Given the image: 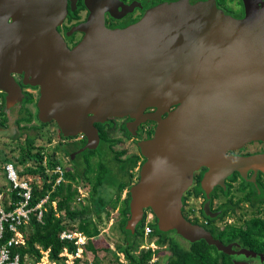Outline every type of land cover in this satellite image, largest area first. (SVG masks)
I'll use <instances>...</instances> for the list:
<instances>
[{
	"label": "water",
	"instance_id": "obj_1",
	"mask_svg": "<svg viewBox=\"0 0 264 264\" xmlns=\"http://www.w3.org/2000/svg\"><path fill=\"white\" fill-rule=\"evenodd\" d=\"M83 2L88 15L71 29L83 36L69 48L57 29L67 0H0L5 105L23 100L14 78L23 74V84L39 87L38 120L54 121L63 136L84 135L89 149L99 144L95 123L155 121L153 135L138 143L145 160L129 188L125 228L133 232L150 209L162 232L255 256L186 219L182 197L202 166L207 195L236 169L264 172V155L227 154L264 141V3L247 4L245 17L236 19L213 0L162 2L127 27L109 28L104 15H115L118 0Z\"/></svg>",
	"mask_w": 264,
	"mask_h": 264
},
{
	"label": "trees",
	"instance_id": "obj_2",
	"mask_svg": "<svg viewBox=\"0 0 264 264\" xmlns=\"http://www.w3.org/2000/svg\"><path fill=\"white\" fill-rule=\"evenodd\" d=\"M73 14L75 12L69 13L70 16ZM24 101L32 102L33 98H26ZM4 106L5 99L3 98L0 112H3ZM26 114V117L19 119L29 122L31 115ZM0 122L2 121L0 120ZM96 125L100 130V146L96 150H87V154L94 158L92 168L83 170L78 175L69 170L63 171L64 177L54 189L52 186L58 177V173L52 171L60 163L51 155L48 156L47 163H44L40 148L34 146L37 136L26 135L25 144L20 146L21 154L14 165L22 167L21 171L18 170L20 178L31 180L33 186L31 204H36L46 194H49V201L41 220H38L33 214L29 224L22 227L25 241V244L19 247L22 256L39 257L41 250L49 249L50 257L54 260L59 259L58 254L64 247H68L70 251L75 248L72 243L60 240L59 233L62 230H76L89 238L88 243L84 245V253L88 257L91 256L93 264L98 263V248L91 243V238L100 232L98 225L102 221L101 214L105 212L108 215L107 207L111 206L114 209L120 200L124 187L129 186L132 177L129 170L135 167L138 156L132 154L123 157L124 151L116 149L115 140L105 135L104 127L106 124ZM96 156L98 159L95 160ZM106 158H108L107 162L104 161ZM3 161L8 160L4 158ZM29 162L31 165L28 166ZM78 178L87 180L91 185L88 198L81 199L82 201L89 199L90 202L88 204L79 202L78 206L73 207L72 203L78 197L79 185H74L78 183ZM198 190L197 187L195 192L197 193ZM253 194H257L256 189L253 190ZM129 197L128 193L127 198L120 205L118 215L120 228L125 234L124 242L117 244V252L103 248L104 251L109 250L112 253L114 263L123 264L118 260V253H123L127 264H236V256L217 250L215 246L208 244L204 239L189 242L180 236L184 241L182 244L175 238L176 235L171 233H176L174 230L162 232L157 228L156 221L148 224L152 228L151 236L156 239L157 249L138 250L144 239L146 216L144 215L133 232L125 228L129 217ZM53 201L56 202L55 207L52 206ZM93 216L97 219H94ZM208 230L224 243L228 244L235 240L244 247L264 253V223L258 219L252 220L251 224L247 226L226 225L221 230L217 227H210ZM162 249H167V254L160 256ZM135 251H137L136 254ZM156 254L160 261H164L150 263Z\"/></svg>",
	"mask_w": 264,
	"mask_h": 264
},
{
	"label": "flooded vegetation",
	"instance_id": "obj_3",
	"mask_svg": "<svg viewBox=\"0 0 264 264\" xmlns=\"http://www.w3.org/2000/svg\"><path fill=\"white\" fill-rule=\"evenodd\" d=\"M177 0H118L119 7L117 10L114 11L115 15H112L110 12H105L104 19L105 25L109 28H124L127 27L134 22L138 21L144 13L149 10L151 7L162 3V2H174ZM190 3H196L200 1H209V0H188ZM216 6L221 9L224 13L236 18L242 19L245 17L247 13V4L248 8L252 3H264V0H213ZM72 0H67L68 3V13L61 23L58 26V31L62 35L63 39L65 40L67 46L72 48L76 45L82 38L83 33L80 31H73L71 29L75 27L78 23L85 20L88 15V9L85 7L83 0H75V7H71ZM70 12H75L72 16L69 15ZM14 78L16 82L19 84L22 92L24 93V98L21 102H23L26 98H33L36 99L39 97V87L32 86L29 84H23V74H15ZM7 92L3 89H0V102L2 104V99L6 98ZM36 105V102H35ZM37 108V107H36ZM173 108V107H172ZM171 108V109H172ZM154 108H149L146 112H153ZM167 113L161 115V117H165ZM118 121V123H117ZM41 122V121H40ZM106 124L105 135L107 137L113 138L115 140L116 149L120 151H124L123 157L127 155H136L138 159L136 161V165L133 169L129 170L132 174L131 182L129 186H125L123 190H126L125 198L121 197L118 202L119 207L127 198V194L129 193V188L132 184H134L138 180L139 169L144 162L145 158L141 154L140 148L138 146L139 141L145 140L150 138L156 127V122L151 120L140 121L136 123L134 118H130L129 116L124 117H112L107 119L105 122H98L95 123L96 128L98 129L99 135V144L95 149L86 148V137L82 134L72 135V136H63L59 127L54 121H50L47 123L41 122L43 126L53 125L56 128V136L55 139L49 138L39 133V138L43 139L44 143H41L40 150L41 156L44 159V163H47L48 156L55 158L57 162L60 163L59 168L63 171H71L74 174L81 173V171L90 170L93 166L94 158L91 155L87 154V150H96L100 146V130L96 124ZM135 124H137L135 126ZM47 132V131H46ZM45 132V133H46ZM39 139V140H40ZM127 141H134V145L137 148L136 152L127 153V149L122 147L119 149L120 146L124 145ZM264 144V141L255 140L250 141L243 144L241 147L227 151V154L230 156H251V155H264V150L254 148L253 144ZM52 147L51 153L48 154L47 148ZM252 146V147H251ZM98 157H95V160ZM105 162L108 161V158L104 159ZM67 163V164H66ZM69 165V166H68ZM208 170L207 167L202 166L200 169L194 172L193 182L189 189L184 193L182 197V213L186 219L189 221L199 224L203 226L206 230L210 227H216L217 222L223 221L225 217H229L233 214L237 208L240 207L242 203H246L248 206L253 207L254 214L247 220L243 222V224L237 223H225L221 225L224 228L226 225H236V226H247L251 224V221L254 219H258L261 223H264V209H261V206L264 204V172L260 169L256 171L253 167H249L244 171V174L236 169L232 171L229 175H227L223 179V185L220 183H216L212 186L208 195L206 191L202 188L201 180ZM199 188L198 192H195L196 188ZM256 189L257 194H253V190ZM233 190L238 191L241 193V196L237 200H233L232 197L229 195L233 192ZM191 192V195L198 197L200 199V206L199 210H197L195 215L189 216L185 210V196ZM227 196L224 201H220V197ZM130 200V197H129ZM218 200V201H217ZM129 206V204H128ZM147 214L151 215V221H156L154 215H152L150 209H146L144 215ZM219 229V230H221ZM210 232V230H208ZM211 233V232H210ZM212 234V233H211ZM213 235V234H212ZM216 238V237H215ZM220 240V239H219ZM223 242V241H222ZM224 243V242H223ZM227 244V243H224ZM228 244H237L239 248H235L239 250L241 248L253 251L256 255L255 256H245L244 254H228L236 256L237 259L235 260L236 264L240 262V260H247V259H264V253L256 252L246 246H242L238 241H231Z\"/></svg>",
	"mask_w": 264,
	"mask_h": 264
},
{
	"label": "rangeland",
	"instance_id": "obj_4",
	"mask_svg": "<svg viewBox=\"0 0 264 264\" xmlns=\"http://www.w3.org/2000/svg\"><path fill=\"white\" fill-rule=\"evenodd\" d=\"M36 99H33L32 102H19L16 103L12 107H7L6 105L3 108V112H0V185L4 184L6 185V180L4 176L2 175V165L3 162L2 157L6 158L8 161L11 162H17L18 157L21 154V148L20 146L22 144H25L26 141V135H34L37 136L35 138L34 146L39 149L41 143L43 142V139L45 136L47 139L52 138L55 139L56 136V128L53 125H47L46 127L41 124V122L38 120L37 116V108L35 105ZM29 113L31 115L30 121H25L22 119H19L20 117H26ZM19 120V121H18ZM18 121V122H17ZM118 123V121H117ZM47 131V132H46ZM46 132V133H45ZM39 133L44 135L43 139L39 138ZM40 139V140H39ZM134 141H127L124 143V145L120 146L119 149L122 147H125L127 149V153L131 152H138L137 148L135 147ZM254 148L264 150V144H253ZM251 146V147H252ZM52 147L47 148L48 154L51 153ZM36 151V150H35ZM67 164V163H66ZM31 165V162L28 163V166ZM69 166V165H68ZM20 170H22L21 166H18ZM86 184H85V183ZM84 184V188H82V192L84 193L83 197L90 193L91 185L87 180H82L81 178H78V183H75L74 185H82ZM88 193H86V191ZM126 190H123L122 197L125 198ZM106 195V194H105ZM232 199L235 201L240 196L241 193H239L236 190H233L232 193L229 194ZM108 196V195H106ZM88 198V197H87ZM114 198V195H113ZM227 196L220 197V201H224ZM217 200V201H218ZM185 210L186 213L189 214V216L195 215L194 213L199 210L200 206V199L198 197H195L191 195V192L185 196ZM79 202L77 199L72 203L73 207L78 206ZM83 204H88L90 201L89 199L85 201H81ZM119 204H116L115 208L113 209L111 206L107 207L108 215H106L105 212L101 214L102 221L99 223L98 228L100 230L99 234L93 238H91V243L95 244L98 248V263L97 264H116L113 261L112 253L110 251L117 252L116 246L117 244H122L124 242V233L122 232L120 228V222L118 221V211ZM261 209H264V204L261 206ZM254 208L251 206H248L246 203H242L237 210L231 214L229 217H225L223 221L217 222V228L221 229V225H224L225 223H237L243 224V222L247 219H249L254 214ZM94 219H97L95 216H93ZM147 219L151 221V215H147ZM175 238L181 242L184 243L183 239L174 232H171ZM151 240H155V238H150ZM182 239V240H181ZM145 241L148 240V236H145ZM103 248H109V250L104 251ZM138 250H141L139 248ZM167 252V249H162L160 256H163ZM135 254L137 251L134 252ZM167 254V253H166ZM118 260L119 262H122L123 264H127V260L125 259V256L123 253H118ZM91 259V256H89ZM164 260L160 261L157 254L156 256H153L150 262H163ZM237 264H264V260H258V259H247V260H240Z\"/></svg>",
	"mask_w": 264,
	"mask_h": 264
},
{
	"label": "built area",
	"instance_id": "obj_5",
	"mask_svg": "<svg viewBox=\"0 0 264 264\" xmlns=\"http://www.w3.org/2000/svg\"><path fill=\"white\" fill-rule=\"evenodd\" d=\"M1 103V102H0ZM5 174L10 184V196L6 197L0 192V264H93L84 253V245L88 243L89 238L76 230H62L59 238L62 241L72 243L75 248L70 251L64 247L58 254L59 259H52L49 255V249L41 250L39 257L22 256L19 247L25 244L22 227L27 226L33 214L38 220H41L46 205L49 201V194L43 196L36 204L32 205L33 186L30 179H20L13 163L5 164ZM48 171V170H47ZM52 172L58 173V177L52 186V189L63 179V172L57 166ZM82 185L78 186V197L80 201L84 195ZM86 191V190H85ZM87 193V191H86ZM53 207L56 202H52ZM152 229L148 220L144 226V235L149 236ZM141 249H157L154 240L144 242ZM152 263V262H150Z\"/></svg>",
	"mask_w": 264,
	"mask_h": 264
},
{
	"label": "crops",
	"instance_id": "obj_6",
	"mask_svg": "<svg viewBox=\"0 0 264 264\" xmlns=\"http://www.w3.org/2000/svg\"><path fill=\"white\" fill-rule=\"evenodd\" d=\"M4 160V157H2V162H3V165H2V167H3V171H2V175L4 176V178H5V180H6V187H5V185L4 184H1L0 185V192H2V193H4L5 194V196L6 197H9L10 196V194H11V192H10V184H9V182H8V180H7V177H6V174H5V169H4V167H5V164L6 163H9V162H11V161H3ZM11 163H13V165L15 164L14 162H11ZM15 166V165H14ZM15 168H16V170H17V173H18V170H20L18 167H16L15 166ZM21 171V170H20ZM20 178V177H19ZM20 179H23V177L22 178H20ZM82 201V200H81ZM141 246V245H140ZM27 256V255H26Z\"/></svg>",
	"mask_w": 264,
	"mask_h": 264
},
{
	"label": "clouds",
	"instance_id": "obj_7",
	"mask_svg": "<svg viewBox=\"0 0 264 264\" xmlns=\"http://www.w3.org/2000/svg\"><path fill=\"white\" fill-rule=\"evenodd\" d=\"M0 105H1V103H0ZM64 177V176H63ZM83 187H84V185H82ZM88 193V192H87ZM87 197V195L84 197V198H86ZM77 199V198H76ZM79 202H81V200L79 201ZM79 202H77V203H79ZM53 206V205H52ZM148 215V214H147ZM148 219H147V216L145 217V224H146V221H147ZM150 221L148 220V223H149ZM145 226V225H144ZM151 227V226H150ZM152 229V228H151ZM151 235H152V233H151ZM151 235H149L148 236V240H144L145 239V235H144V239H143V242L140 244V245H142L144 242H151L152 240L150 239V238H154V237H152ZM156 241V239L154 240V242ZM140 245H139V248H140Z\"/></svg>",
	"mask_w": 264,
	"mask_h": 264
}]
</instances>
